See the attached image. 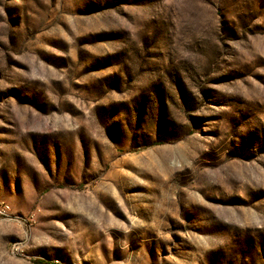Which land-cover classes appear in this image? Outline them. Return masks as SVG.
Listing matches in <instances>:
<instances>
[{
	"label": "rangeland",
	"instance_id": "rangeland-1",
	"mask_svg": "<svg viewBox=\"0 0 264 264\" xmlns=\"http://www.w3.org/2000/svg\"><path fill=\"white\" fill-rule=\"evenodd\" d=\"M0 264H264V0H0Z\"/></svg>",
	"mask_w": 264,
	"mask_h": 264
},
{
	"label": "built area",
	"instance_id": "built-area-1",
	"mask_svg": "<svg viewBox=\"0 0 264 264\" xmlns=\"http://www.w3.org/2000/svg\"><path fill=\"white\" fill-rule=\"evenodd\" d=\"M10 210L8 205L2 204L0 205V214L5 215Z\"/></svg>",
	"mask_w": 264,
	"mask_h": 264
}]
</instances>
